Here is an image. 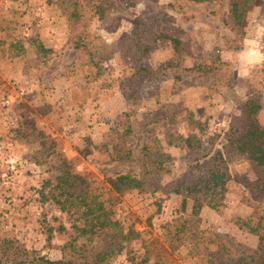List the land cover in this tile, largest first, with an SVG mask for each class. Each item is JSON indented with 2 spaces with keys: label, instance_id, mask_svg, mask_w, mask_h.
Wrapping results in <instances>:
<instances>
[{
  "label": "rangeland",
  "instance_id": "374dc122",
  "mask_svg": "<svg viewBox=\"0 0 264 264\" xmlns=\"http://www.w3.org/2000/svg\"><path fill=\"white\" fill-rule=\"evenodd\" d=\"M230 2L0 0V264L78 260L63 249L75 237L73 222L43 198L60 159L110 189L119 175L140 174L145 146L172 161L157 174L149 168L158 190L109 192L118 198L114 218L135 231L110 264H205V253L219 249L216 233L256 249L258 237L235 223L264 216L247 160L229 162L220 210L203 207L198 224L183 226L193 201L184 210V194L174 191L194 161L185 139L215 137L222 148L254 92L264 128V0L248 7L239 29ZM176 58L180 66L168 68ZM200 62L211 71H184ZM7 240L26 254L6 252ZM106 240L95 238V251Z\"/></svg>",
  "mask_w": 264,
  "mask_h": 264
},
{
  "label": "trees",
  "instance_id": "16d2710c",
  "mask_svg": "<svg viewBox=\"0 0 264 264\" xmlns=\"http://www.w3.org/2000/svg\"><path fill=\"white\" fill-rule=\"evenodd\" d=\"M188 3L204 4L214 0H186ZM256 0H231L229 17L234 28H241L246 11ZM241 30V29H240ZM162 40H173L168 35L160 36ZM179 44V42H178ZM45 51L42 45H39ZM155 48L148 46V51ZM45 52H48L46 50ZM181 59H172L166 63L168 68L180 66ZM204 67V63L184 69L189 73H207L211 71ZM262 110L261 96L258 92L252 93L246 100L241 113L232 117L229 129L226 132L227 142L222 148H215L217 140L210 138L207 142L197 139L196 135L185 139L186 147L192 152L194 161L183 175L182 181L174 191L184 194L183 208L188 199L192 200L191 220L187 222L198 224L200 212L207 206L213 210H220V198L227 191V184L232 179L228 164L234 158L247 160L257 175L256 185L264 194V128L258 123L257 115ZM219 137V136H218ZM144 164L139 175L130 173L119 175L111 180V187L98 186L95 181L76 173L66 159H60L56 166L57 174L54 183L50 182L51 189L48 196H43L54 203L61 213L67 215L73 224L75 237L63 247L72 257L78 260L57 261L55 264H110V262L124 250L128 249L135 231L131 228L124 230L123 225L115 219L114 206L118 201L116 196L109 198V192L121 194L128 190H143L145 188L160 189L159 180L147 177L149 168L156 174L165 169L164 165L171 162L170 154L164 153L161 148L149 149L144 147ZM143 152V153H144ZM202 159V160H201ZM194 163V164H193ZM256 219L255 223L253 221ZM241 230L258 237V246L250 250L236 243L231 238L226 242L220 234H214L215 240L220 242L218 250L205 253V264H264V216L256 215L248 219L240 217L235 220ZM179 233V229L177 231ZM106 236L107 240L101 250L95 251L93 241L97 237ZM85 237L86 243L77 247L79 238ZM6 252L14 251L15 256L26 254L24 248H15L11 241H3ZM24 263L19 259L12 262ZM1 263V259H0Z\"/></svg>",
  "mask_w": 264,
  "mask_h": 264
}]
</instances>
